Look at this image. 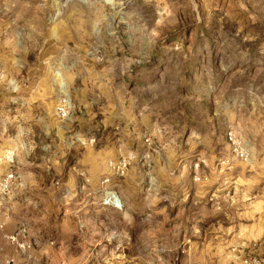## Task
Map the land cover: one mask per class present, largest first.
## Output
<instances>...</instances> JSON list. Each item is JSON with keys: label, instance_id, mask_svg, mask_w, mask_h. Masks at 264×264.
Returning <instances> with one entry per match:
<instances>
[{"label": "rangeland", "instance_id": "374dc122", "mask_svg": "<svg viewBox=\"0 0 264 264\" xmlns=\"http://www.w3.org/2000/svg\"><path fill=\"white\" fill-rule=\"evenodd\" d=\"M0 71V179L14 150L26 183L0 205V264L264 255V0H0ZM20 223L30 259L4 238Z\"/></svg>", "mask_w": 264, "mask_h": 264}, {"label": "built area", "instance_id": "2783aa9c", "mask_svg": "<svg viewBox=\"0 0 264 264\" xmlns=\"http://www.w3.org/2000/svg\"><path fill=\"white\" fill-rule=\"evenodd\" d=\"M4 74L0 71V78H2ZM63 104H59L57 108V114L62 118V116L66 117L67 111L70 110L71 106L68 105V101L64 100ZM226 139L232 149L233 159L237 161H241L243 163H249L251 161V154L246 145L243 143L244 141L236 135V133L232 130L228 131L226 134ZM146 142L148 146H152V141L150 137H147ZM7 159L10 162V170L0 179V205L3 202L10 198L13 194L15 189L26 188V183L22 180L20 174L15 169L13 165L15 162L16 151H8L6 155ZM135 155L129 156H122L120 159L116 161H111L109 163V170L112 174V178H107L103 184H110L111 180L115 177H123L125 176L129 169L131 168L133 161L135 159ZM151 153H147L146 155L142 156L140 161L142 162L141 167L145 169L147 175H150L152 172L151 167ZM234 160H226L221 159L219 166L222 168H232ZM106 201L104 202L105 206H109L115 209H122L124 207V201L122 196L116 191H108L106 193ZM4 224L0 223V229L4 230ZM29 228L25 223H20L16 230L11 234H5L4 238L6 241L12 245H14L19 252V254L25 258H31L30 251L31 249L37 245L34 241L32 242L29 238ZM2 252V248H0V255ZM237 259L240 260V264H264V255L251 253V254H244V250L238 251ZM0 258V263H1ZM14 263L13 259L7 261V264Z\"/></svg>", "mask_w": 264, "mask_h": 264}]
</instances>
